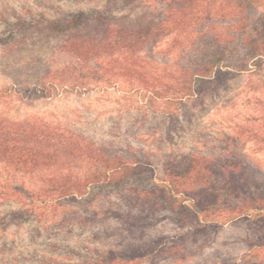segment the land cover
<instances>
[{
    "label": "rangeland",
    "instance_id": "374dc122",
    "mask_svg": "<svg viewBox=\"0 0 264 264\" xmlns=\"http://www.w3.org/2000/svg\"><path fill=\"white\" fill-rule=\"evenodd\" d=\"M224 2L231 8L226 16ZM140 4L141 0H0V115L61 125L129 159L151 161L158 173L172 156L219 155L237 149L250 156L264 177V146L246 131L262 123L263 66L236 71L218 89L206 88L201 100L180 103L152 99L149 90L124 78L115 86L93 84L82 93L61 87L52 96L45 95L40 84L47 70L72 59L59 49L61 34L47 38L35 28L25 29L24 21L96 11L135 15L145 9ZM215 7L219 35L232 41L241 36L246 23L264 13V0H217ZM174 38L175 34L167 35L148 50L156 76L172 70L191 49L189 41L177 47ZM48 174L14 173L0 163V264H120L119 259L113 262L102 256L110 249L128 260L147 243L184 241L185 230L165 213L156 215L155 222L141 219L133 225L121 200L122 187L91 186L81 199L60 205L36 197L38 214L23 213L21 200L30 202L22 190L38 193ZM259 223L244 219L220 223L208 240L189 236L182 245L185 257L160 253L156 247L130 263L264 264Z\"/></svg>",
    "mask_w": 264,
    "mask_h": 264
},
{
    "label": "trees",
    "instance_id": "16d2710c",
    "mask_svg": "<svg viewBox=\"0 0 264 264\" xmlns=\"http://www.w3.org/2000/svg\"><path fill=\"white\" fill-rule=\"evenodd\" d=\"M153 1L158 3L141 0L145 9L135 15L116 17L96 11L24 21L25 29L35 28L47 38L61 34L59 49L72 59L59 69L47 70L40 84L45 95L52 96L61 87L82 93L93 84L115 86L124 78L149 90L152 99L180 103L201 100L206 88L218 89L236 71L264 67V13L246 23L241 36L230 41L226 34L219 35L214 23L217 0ZM228 7L222 4L224 16L231 11ZM204 19L207 23L201 24ZM171 34H175L177 47L189 41L191 49L172 70L156 76L148 50ZM260 118L258 128L246 131L264 146V102ZM125 156L61 125L0 115V163L14 173H49L38 193L22 190L30 202L21 200L23 213L38 214L36 197L60 205L81 199L91 186L108 185L123 188L121 200L128 206L133 225L141 219L153 222L156 215L165 213L185 230L182 243H147L128 260L109 249L103 259L131 264L156 247L160 253L185 257L182 245L189 236L208 240L220 223L235 219L260 222L258 230L264 233V177L243 151L172 156L164 161L160 173L151 161Z\"/></svg>",
    "mask_w": 264,
    "mask_h": 264
}]
</instances>
